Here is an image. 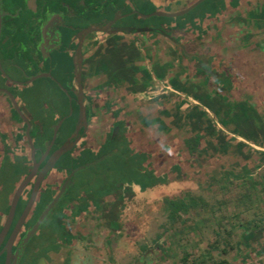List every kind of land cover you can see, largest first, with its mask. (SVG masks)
Listing matches in <instances>:
<instances>
[{
	"label": "crops",
	"instance_id": "1",
	"mask_svg": "<svg viewBox=\"0 0 264 264\" xmlns=\"http://www.w3.org/2000/svg\"><path fill=\"white\" fill-rule=\"evenodd\" d=\"M197 1L116 0L112 11L103 12L106 16L102 20L89 22L91 26L102 25L119 11L124 17L116 26L150 28L164 33L98 31L83 36L82 82L88 128L68 158H78L88 153L86 151L95 152L93 159L97 158L83 164L87 166L82 170L104 161L110 155L100 156L106 136L112 132V137H116L122 130L133 132L124 137L125 141L130 137L133 146H153L156 140L167 143L170 135L180 140L183 139L180 137L201 132L204 138L196 157H208L209 161L223 156L226 164L237 161L241 169L244 166L248 169L252 160L251 167H255L258 161L254 159L264 153V144L260 143H264V101L249 87L253 80L257 83L264 80V75L255 77L249 73V68L253 61L264 68V0H204L188 13L176 17L139 14L177 13ZM204 3L207 6L200 8ZM61 60L56 55L55 66ZM60 73L57 69V74ZM211 78L221 79L219 83L235 91L243 88L242 98L245 99L238 98L228 104L217 91H208L206 84ZM32 89L41 88L36 85ZM34 98L19 97V101L37 122L36 127L41 119L45 121L48 135L51 125L64 114L62 104L69 107L70 102L59 98L55 106L58 111L52 113L42 98L38 103ZM78 118L76 109L63 137L70 131L74 134ZM0 122H3L0 123V140L1 137L5 140L4 148L0 149V175L5 162L17 163L19 171L24 173L29 163L25 127L2 98ZM234 156L238 159L231 160ZM261 162L255 167L257 170L264 168V159ZM60 170L65 169L50 172L41 188V202L48 199L46 196L55 188L59 191L70 174L61 179ZM75 175L73 184L78 178ZM71 185L65 194L64 213L59 218L65 226L62 231L66 240L64 252L63 249L55 251L49 260L38 255L35 264H121V254L126 253L122 246L124 240L112 219V213L118 212L120 206L115 205L118 189L103 195L100 189H86L91 185L90 180L80 184L77 192L70 190ZM130 207L125 203L119 213L120 225ZM152 263L150 260L144 264Z\"/></svg>",
	"mask_w": 264,
	"mask_h": 264
},
{
	"label": "rangeland",
	"instance_id": "2",
	"mask_svg": "<svg viewBox=\"0 0 264 264\" xmlns=\"http://www.w3.org/2000/svg\"><path fill=\"white\" fill-rule=\"evenodd\" d=\"M205 6H207V3L201 5L200 8ZM105 16L106 15L103 16V12H99L95 17L100 21ZM95 17L93 19H96ZM87 21L88 20H86V22ZM44 80L45 79L43 78L39 80L38 88L45 85ZM250 84L253 85L249 87V90L258 93V95L262 96V101H264V84L261 82L257 83L255 80ZM49 98L51 99H48L47 96L42 97V100L49 105L48 111H51L52 113L54 110L58 111L55 106H57L60 101L59 98L61 97L59 94L54 91ZM127 132L131 133L128 130ZM124 143L125 142L123 141L119 147L121 148ZM113 144L115 146V143ZM150 147L152 146L131 145L130 157H140L139 159L141 160L143 159V156L146 155L145 151ZM86 152L88 153L85 155L80 154L81 156L73 159L70 164L77 168L86 164L88 160H91L89 162L96 160L97 157L93 159L95 157V152ZM154 152L153 157H159L158 154H156V151ZM117 156L120 158V155ZM123 157L128 158L129 155L121 156V158ZM185 157L189 159L193 158L198 162L196 164L182 166L181 169L177 168V165H180L181 167V163ZM236 158L238 159V156L232 157L231 160ZM208 159V157L200 159L195 155L192 157L179 156L177 153H170V151L164 150V154L161 156V161L158 166L160 167L158 174L156 173L157 178L150 174L146 175V173L138 174L136 171L132 172V176L128 183L134 191V194L125 201L127 206L130 205L131 207L125 212L127 215L124 216L125 220H121L122 222L120 225V234L124 240H122V246L125 248L126 252H122L121 254V256H123L121 264L135 262L136 264H144L143 261L140 262V258L143 254L141 247L152 246L158 235L163 232L162 226L167 222L164 203L162 201L164 197L180 196L182 193L190 191L197 194H204L209 198L211 203H214L215 201L226 203L222 205L221 210H217L214 213L209 209H197L191 211L188 215H185L183 222L175 224L174 228L168 230L164 234L163 241L167 243L165 251L159 255L156 260H151L153 262L152 264H181V259L185 252L191 254V258L197 257L204 253L210 244L215 242L218 238L216 232L221 231L222 235H226L231 231L233 225L238 224V219L246 221L252 217L253 211L257 212L264 209V185L260 190H253L251 201L239 200L241 195L247 191L245 185L246 180H243L245 179V170L249 171L250 176L254 179L259 178V171L254 166L251 167V163L249 164L248 169H245L246 166L241 169L237 165V161L234 164L231 162H227L228 164H226L225 158L214 157L212 159L213 166L232 168L238 177L244 176L238 179L232 178L227 181L217 182L215 177L211 175V173L205 171L206 169L204 170L202 167L205 161V163L209 162ZM117 160L118 159H114V156L113 158L107 157L104 161H100L85 170L79 171L77 175L78 178L74 184L72 183L73 185H71L70 190L77 192L80 184L86 180H90L91 185L86 188L87 190L96 188L98 190L100 189L102 193L104 192L103 195L107 194L109 190L114 189L119 178L124 175V172H121L120 167H117L118 164L115 162ZM137 161L133 165L135 166L136 164H139V168L142 169L143 162L138 161L137 163ZM11 163L12 166L10 165ZM172 165L176 167H173ZM26 167L30 168L31 163L29 162ZM19 169V165L13 162H5L2 167V173L0 175V212L2 217L7 214L10 208V193L17 187V181L21 179L22 174ZM62 169L65 170H60L58 173L61 175V179L68 173L66 168ZM57 170L59 171V168H57ZM209 177H214V179L212 178L209 180ZM53 191L54 192L51 194L49 193L46 196L48 199H44L37 205L34 218L31 222H28V229L34 225L37 220L36 218H38L37 216H39L45 208L46 202L49 201L51 197H55L59 192L57 188ZM26 193H28V191H26ZM66 198V196L62 198L61 202L32 238L28 248L29 253L27 259L23 264H35V258L38 255L46 256L48 258L46 260H49V257L52 256L55 251L63 249L64 252L63 245L66 240L63 237L64 234L62 231L65 229V226L59 218L64 213ZM24 204L25 198H23L20 203L16 215L17 217L21 209L23 210ZM245 207H250L253 210H250L249 213L243 212L240 214L239 218H236L234 216L235 213L238 211H244L243 209H245ZM220 246L223 247L224 245L220 244ZM263 248L264 227L254 232L244 233L243 229L240 226H237V228L234 229L231 243L227 246V254H220L218 251H214L213 260L225 258L227 261L233 262V258L237 256L243 257L246 254H250L251 258L243 261L241 264H264V253L258 252V250ZM135 252L136 260H134ZM209 264H214V261H210Z\"/></svg>",
	"mask_w": 264,
	"mask_h": 264
},
{
	"label": "flooded vegetation",
	"instance_id": "3",
	"mask_svg": "<svg viewBox=\"0 0 264 264\" xmlns=\"http://www.w3.org/2000/svg\"><path fill=\"white\" fill-rule=\"evenodd\" d=\"M92 4H90L88 0H1L0 14L2 16V26L0 33V62L2 68L0 69V98L6 100L11 109H13L15 114H17L20 118L21 123L24 124L26 136L28 126L25 119H27L31 124L30 136L37 149V160H39L45 153L47 147L51 143L56 124L64 117L67 118L60 128V132L51 147L49 155L71 136L72 132L70 131L63 137L68 127V121L72 118L76 109L79 110L78 94L80 89L77 84L75 65L80 59H82L83 63L84 59V39L82 40L81 46L82 58L78 49L80 44L79 33L86 27L91 26V23L89 22H92L93 18L97 16L99 12H102V9L97 7V5ZM89 18L92 19L90 20ZM95 18V20L99 21L97 17ZM86 20L88 21L86 22ZM59 33L62 35L60 39L57 38ZM43 35L46 36L47 42L43 41ZM49 50L51 53L50 56H47V51ZM56 55L61 57L62 60L61 63L55 66L54 57ZM63 63H65L64 66H62ZM57 69L61 70L60 74H57ZM43 73H49L50 76H44L39 79L32 80L35 76ZM41 78L45 79V85H43L40 90H33L32 87L38 85ZM29 80L32 81L29 82ZM82 81L83 68L81 76L83 92L84 86ZM6 91L12 93L21 112L16 109L12 99ZM54 91H56V93L66 101L69 100L70 105L69 107H66L65 104H62L63 109H61L64 110V114L58 121H56V123L54 122L51 125L49 128L50 132L46 135L47 131H45V121L41 119L36 127L37 122L33 120L32 115H29L30 113L28 110L26 111L23 108L19 101V97L25 98L27 96H35L34 99H36L38 103V99L44 96L51 99L49 97ZM35 93H37V95H34ZM71 108L72 114L69 115ZM65 111L68 112L66 113ZM0 123L3 124V122ZM27 142L28 158L31 163V167L27 168L25 166L26 171L24 173L20 172L22 174L21 179L17 181V187L13 190L14 192L11 195V204L18 187L23 180L29 176L33 169L32 148L29 145L28 137ZM79 142L75 148L69 152V156L73 155ZM4 146L5 140L1 137L0 149L4 148ZM57 168L58 167L56 165L54 169ZM48 176L42 181L33 208L24 221L21 230L14 241L13 252L16 250L19 242L28 230V222H31L34 218L37 205L41 203V188L48 180ZM36 177L37 176L35 175L24 189L18 202L11 228L4 241H0V264H5L6 262L7 241L30 198ZM26 191H28V193H26ZM23 198H25V204L23 206V210L21 209L17 217L16 215ZM8 214L9 210L7 214L2 217L0 212V233L8 219ZM30 242L26 246L25 252L19 264H23L27 259Z\"/></svg>",
	"mask_w": 264,
	"mask_h": 264
},
{
	"label": "trees",
	"instance_id": "4",
	"mask_svg": "<svg viewBox=\"0 0 264 264\" xmlns=\"http://www.w3.org/2000/svg\"><path fill=\"white\" fill-rule=\"evenodd\" d=\"M88 1L90 2V4L93 3L92 5H97V7L102 9V12L112 11V7L116 6V0H88ZM64 65L65 63L62 64V66ZM251 65L252 66L249 68V73L254 74L255 77L256 75L261 74V73H263L264 75V68L261 69L262 66L260 67L259 66L260 64L253 61ZM220 80L218 78H211L210 82L206 84L208 91H212V92L217 91L220 95L226 98L225 102H227L228 104L235 102L236 101L235 99H238V98L241 101L245 99V98L244 99L242 98V95H243L242 93H244L243 88H240L237 91L232 90L231 86L226 85L223 82L219 83ZM261 83L264 84V80H262ZM250 85H253V84H250ZM250 101L255 102L256 100L250 99ZM130 132L133 133L131 130ZM127 133H128L127 131L122 130L119 132V134L116 137H112L113 136L112 132L108 133V135L105 138V142L103 143V148L100 154V156L110 154L108 157H112V158L114 156V159L119 160V161L118 160L115 161L118 164L117 167H120V170L122 173L124 172L123 173L124 175L122 177L119 176L120 178L118 180L117 185L114 186L115 189H118V193L116 195L117 199L115 200V205L118 204L120 206L118 207V212L115 210L112 213V219H113L114 225L118 228H120V223L118 222L119 213L122 212L124 205L126 203L125 201L128 198L132 197V195L134 194V191L131 189L128 183L129 179L132 176L131 175L132 172L136 171L138 174L146 173V175L150 174L157 178L156 173L158 174V171L160 168L158 166L161 161V156L164 154V150L170 151V153H177L179 156H188V157H192L193 155L196 156V153H198V151H200L201 149V139L204 138V134L201 132H195V133L190 134L189 136L180 137V138H183L180 140L176 139L177 136L170 135V140L167 143L161 142L160 140H156L154 142V145L145 151V154L147 156L144 155L143 159L140 160L139 159L140 157H136V158L130 157V152H131L130 147H131L132 140L130 137H129L130 140L129 139L126 141L124 140L125 134ZM122 140L125 143L120 148L119 147L120 144L123 143ZM113 143H115V146ZM260 143L264 144L263 142H260ZM154 151H156V154H158L159 157H153L154 156L153 153H155ZM69 155H70L69 152L66 153L59 160L57 164L58 168H66L68 170L67 171L68 173H70L73 168H76L75 166H72V164H70L73 161V158L72 157L68 158ZM117 155H120V158H118ZM128 155H129L128 158H124V157L121 158V156H128ZM217 157H223V156H217ZM212 159L213 158H211L209 162L207 163H203L202 167L204 168V170L206 169L205 171H207L208 173H211V175L215 177L217 182L227 181L232 178L238 179V177L228 167L220 168V167L213 166ZM261 159H264V153L256 157V159H254L258 161L257 163L255 162L256 163L255 167L260 166V164L262 163ZM137 160L143 162L142 169L139 168V164H136L135 166L133 165L135 164ZM197 162L198 161L193 158L189 159L185 157V159L181 163V167L180 165H177V168L181 169L182 166L189 165V164H196ZM251 163H253L252 160H251ZM172 166L176 167L174 165ZM258 171H259L258 172L259 178L254 179L253 177L249 176V171L245 170V177H244L245 179L243 180H246L245 185H246L247 191L241 195V197L239 198L240 201H251V198H252L251 195H253V190H260L263 187L264 168L261 167ZM77 175L78 173L75 175L76 178H77ZM126 176L128 177V179ZM162 201L164 203V211L166 212L167 222L165 225L162 226L163 232L158 235L157 239L154 241L152 246H142L141 247L142 252H143L142 256L143 258L144 256L146 258L145 260L142 258L143 263H147L150 260H156L158 256L161 255L165 251L167 243L163 241L164 234L168 230L174 228L175 224L183 222L184 221L183 218L185 215H188L191 211L197 210V209H209L212 213H214L217 210H221L222 205L226 203L222 201L221 202L215 201L214 203H211L209 198H207L204 194H197V193H193L190 191L184 192L180 196L164 197ZM243 210L244 211L236 212L234 216L236 218H239L241 213L243 212L249 213V211L253 209H251L250 207H245V209ZM237 226H240L243 229L244 233L252 232V231L254 232L259 229H262L264 227V209L257 211V212L253 211L252 217L246 221H242L238 219V224L233 225L231 231L228 232L226 235H222L221 231L216 232V235L218 236V238L215 240V242H213L212 244L208 246L207 250L204 253L200 254L199 256L191 258V254H189L188 252H185L182 256L181 264H209L210 261L212 262L214 261V264H241L243 261L250 259L251 255L246 254L243 257L237 256L233 258V262H229L225 258L213 260L214 251H218L220 254H227V246L231 243V238H233V235H234V229L237 228ZM220 244H223L224 246L222 247L220 246ZM258 252L264 253V248L258 250Z\"/></svg>",
	"mask_w": 264,
	"mask_h": 264
},
{
	"label": "water",
	"instance_id": "5",
	"mask_svg": "<svg viewBox=\"0 0 264 264\" xmlns=\"http://www.w3.org/2000/svg\"><path fill=\"white\" fill-rule=\"evenodd\" d=\"M204 0H198L197 2H195L193 5H191L189 8L177 12V13H166V12H162V11H157L154 12L152 14L146 15V14H140V16L142 17H150V16H169V17H176V16H180V15H184L186 13H188L191 9H193L194 7H196L198 4H200L201 2H203ZM1 3V0H0ZM1 14H0V33H1V26H2V21H1ZM122 17H124V15H122L119 11L116 13V15L114 16L113 19L109 20L108 22L102 24V25H97V26H88L86 27L84 30H82L79 33V37H80V44L78 46L81 58H82V52H81V46H82V40H83V36L89 34V33H93V32H105V33H110L112 31L115 32H127V33H135V32H140V31H144V30H154V29H150V28H136V27H130V26H116V23L119 19H121ZM154 31H158L161 33H164L162 30H154ZM83 34V35H82ZM62 35L59 33L57 38H61ZM43 41L47 42L46 40V36L43 35ZM50 50L47 51V56H50ZM1 62H0V69H1ZM75 71H76V76H77V84H78V88L80 89V92L78 94V104H79V118H78V124L75 127L74 130V134H72L63 144H61L58 148H56L50 155V150L52 145L54 144L58 133L60 132V128L62 127L64 121L66 120L67 117L62 118L55 126L54 128V133H53V137L51 140L50 145L47 147L45 153L40 157L39 160H37L36 158V147L34 146V143L32 141V138L30 136V127L31 124L29 123V121L27 119V137H28V141H29V145L32 148V159H33V169L31 171V173L29 174V176H27L23 182L20 184V186L18 187L14 199L12 201V204L10 206L9 209V214H8V219L5 223V226L3 227L1 233H0V241L3 242L7 233L9 232L11 225L13 223L14 217H15V213H16V209H17V205L18 202L20 200V197L24 191V189L26 188V186L29 184V182L32 180V178L36 175V180L34 182L33 185V189L30 195V198L19 218V220L17 221V223L15 224L9 239L7 241L6 244V248H7V259L5 264H19L20 260L25 252L26 246L28 245V243L31 241V239L35 236V234L38 232V230L40 229V227L42 226V224L48 219V217L50 216V214L53 212V210L55 209V207L58 205V203L62 200V198L65 196L69 186L72 184V180L74 175L81 171L82 169L86 168L87 165H83L77 168H73L70 172V174L68 175V177L66 178L65 182L63 183V185L60 187V190L58 192V194L45 206V208L42 210V212L40 213V215L38 216L36 222L34 223V225L29 228L26 233L24 234L23 238L21 239V241L19 242L16 250L13 252V244L14 241L18 235V233L21 230V227L24 223V221L26 220V218L28 217L29 213L31 212L33 205L36 201V197L38 195L40 186L42 181L49 175V173L56 167L58 161L68 152L72 151L75 146L77 145V143L79 142V140L81 139L82 135L87 131L88 128V121H87V115L85 113V107H84V93L82 92V84H81V76H82V59H80L78 61V63L75 65ZM44 76H50L49 73H43L40 75L35 76L34 78H32V80H36L39 79L40 77H44ZM32 80H29V82H31ZM7 94L10 96V98L12 99L16 109L21 112L18 104L16 103L14 96L12 95L11 92L6 91ZM72 114V108L70 111V114ZM49 155V156H48ZM48 157V158H47ZM47 159V160H46ZM46 160V161H45ZM45 161V163L43 164V162ZM43 164V166L41 167V165Z\"/></svg>",
	"mask_w": 264,
	"mask_h": 264
}]
</instances>
